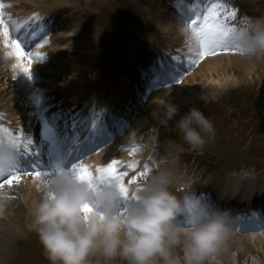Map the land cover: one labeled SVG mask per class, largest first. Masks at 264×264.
<instances>
[{
    "label": "clouds",
    "instance_id": "9594fccd",
    "mask_svg": "<svg viewBox=\"0 0 264 264\" xmlns=\"http://www.w3.org/2000/svg\"><path fill=\"white\" fill-rule=\"evenodd\" d=\"M230 40L241 56L264 57V16L241 17ZM163 107L165 124L180 113L171 98ZM176 127L193 149L203 148L215 131L212 120L196 106L180 115ZM16 163L11 146L0 148V171L8 172ZM174 182L167 168L153 171L125 207L115 178L92 187L70 172L54 173L37 186L40 194L30 208L47 259L52 264H110L117 257L127 264H203L224 242L228 216L205 202L189 212V197L179 198L171 190ZM7 199L0 195V215ZM181 215L195 217V223L177 225Z\"/></svg>",
    "mask_w": 264,
    "mask_h": 264
},
{
    "label": "bare ground",
    "instance_id": "6f19581e",
    "mask_svg": "<svg viewBox=\"0 0 264 264\" xmlns=\"http://www.w3.org/2000/svg\"><path fill=\"white\" fill-rule=\"evenodd\" d=\"M45 1V0H43ZM195 0H192V4L194 5ZM223 1V0H222ZM229 1V0H225ZM235 1V0H231ZM199 2H202V0H199ZM71 3V6L74 7L75 12H83L81 7V2L77 0H60L59 7L60 10L64 11L66 7H68V4ZM188 3V1H182L181 4L177 3L175 8L180 13L182 18L186 19V16L191 14L194 15V12L197 10L194 8V6ZM82 8V7H81ZM102 8V6H100ZM73 9V8H72ZM85 9V7H84ZM34 19L41 18L40 13H46L48 12L51 14V16L55 15V10L51 8L50 6H43L40 10L34 11ZM73 10V13L76 15V13ZM89 10H85L83 13H81V17L87 16V18H83L82 24L85 26L81 33H77V35H71L72 32H66L64 35L58 37V40H64L68 41L64 43L60 54L58 56V59L54 61L55 66L57 68V72L53 70V68L44 69L46 73L50 74L52 76V79H49L47 81V85L49 87L44 88L43 92V103H39L35 100V97L32 95V91L27 90V79L25 80V83L22 85V89H18L16 87V84L10 83L11 76L13 77L14 74L11 73V75L7 76L9 72H11L14 67H17L21 64L20 60L19 62H8L10 67L8 65L3 66V59H0V102L3 105V112L6 114L5 121L0 126V138L7 141L8 135L11 134L13 136H17L20 139H23L24 136H30L34 143L27 146L24 151H29L32 153L36 152L37 149H39V158L42 161L41 168L42 170H51V172L55 173V167L50 165V157H53V153L56 152V149H53L56 145L54 144V147L52 144L50 145V141L47 138V136L42 135V127H44V120H47L53 127L51 135L55 138H61V147L58 145L56 148L61 151V155L63 160L66 162L68 159H70L73 156V151H76L78 147H83L82 149H87L93 146V139H89V134L93 130V126H98L97 128V135H99L101 138H104L107 135H112L115 131L118 130V125H121V123L124 122L125 116L129 113V110H131L130 107H126L131 99H133L134 96H130L129 89L131 88L130 83V74L127 70L124 71L121 76L120 85L119 88L116 89L117 92L112 91L113 88L116 85L114 73L110 71L107 72L106 76L102 78V81L99 83V85L92 84L88 78L86 77L87 74L90 72L89 64L86 60H88L93 54L96 56H99V53H97L98 49V42L97 39H101L104 43V37L103 34H100V32H97L94 27V18L92 15H88ZM49 18V16H48ZM180 18H174L173 19V28L178 30L177 32L178 38H174L173 40L176 41L175 45L177 46L176 50L177 52L174 53L170 49V45H168V41L166 37H151L149 40H151L152 44L150 47H147V50L149 52V58L157 59L161 64L164 65L163 60H165L169 54H173L171 57L170 62L172 63L175 61L176 65L171 70H168L169 73H173L177 71L182 65H188L189 62H191V56L194 55V49L192 48L195 43V38L193 35L190 34V29L185 30L182 34H180V29H188L185 28L186 24H184V19ZM176 21V22H175ZM22 25H24V22H22ZM49 26V25H48ZM70 29V28H69ZM84 32H88V37L84 36ZM137 32V31H136ZM135 32V33H136ZM39 32L36 33L38 35ZM43 34L45 32L43 31ZM32 33L30 34V36ZM81 35H83V39L81 40ZM184 35V39L182 38ZM29 36V37H30ZM74 36V37H73ZM77 36V37H75ZM142 38V37H141ZM53 41V39H52ZM51 41V42H52ZM70 41V42H69ZM87 41L89 43V46L87 45ZM143 41H145L143 39ZM5 42V41H4ZM3 42V43H4ZM50 42V43H51ZM127 44V43H126ZM173 43H171L172 45ZM6 45V44H4ZM127 46H131L129 43ZM151 46L154 48H151ZM2 49L0 51L6 54L8 57L12 56L9 53H11L12 48ZM90 48V50H88ZM85 49V50H84ZM84 50V51H83ZM138 49H132L130 50V59H133L131 62L134 64V66H138L143 61L148 60L146 55H138L137 53ZM49 52L51 55L57 56L58 54V48L56 49L54 46H51L49 48ZM180 52L184 53L181 54ZM1 57V56H0ZM23 62L26 64L24 58ZM222 59V58H221ZM3 60V61H1ZM62 60V61H61ZM47 61V60H46ZM60 61V62H59ZM5 62V61H4ZM53 63V64H54ZM57 63V64H56ZM210 63L212 64L209 69L207 67L204 71H202L203 77L210 76V81L213 79L215 73H220V70H223L224 72L229 71L231 69H234V64L232 58L227 60V62L223 63L222 60H218L217 58H214L213 60H210ZM245 65L248 66V70L250 72H256L258 68H260L263 65L262 60L257 62L254 61H244ZM37 64L36 61H33L32 63ZM59 64V65H58ZM131 64V65H132ZM144 65V63H142ZM47 63L45 61L40 60L39 66H32L33 71L36 73H41L42 68L46 67ZM164 67V66H163ZM132 68V67H131ZM162 68V67H161ZM15 70V69H14ZM21 73L22 67H21ZM132 72V70L130 69ZM55 72V73H54ZM214 72V74H213ZM10 74V73H9ZM118 74V72H116ZM115 74V75H116ZM165 74L163 71L162 75ZM161 75V76H162ZM96 76V75H95ZM55 77V78H54ZM57 77V78H56ZM197 77L194 76L191 79L185 81L183 84H181V92H188L190 90H193L196 86ZM204 79V78H203ZM157 78H154L152 80L155 82ZM89 82V89L84 91V87L87 86L84 85V82ZM24 92L26 94V97H24ZM180 91L178 92L181 93ZM155 93V92H154ZM152 93V94H154ZM151 94V93H150ZM151 94V95H152ZM187 94V93H186ZM162 100L157 102L158 108L160 105H162V109H158L160 111L159 115L164 114V101L166 99H172L171 96H161ZM198 97H192V101H197ZM109 101H114L117 103V107L115 110H111L108 108V111L106 113L100 112V107H104L103 104L108 106L110 104ZM194 103V102H193ZM39 104V105H38ZM180 109L186 107L183 102L180 104ZM145 106V105H143ZM158 111V112H159ZM75 113V115H73ZM155 117L154 113L151 114V121H154L152 118ZM73 123H75L77 127V134L73 135ZM137 127L135 130H131L132 133L138 134L139 136L140 130L137 123ZM143 130V128H142ZM41 132V133H40ZM64 132L63 137H61V133ZM83 132L84 135H80L79 133ZM23 134V135H22ZM44 134V133H43ZM115 138V137H114ZM136 137H132L131 135L129 138L123 139L121 143H123V148L120 150L122 153V156H115L114 152L118 151L117 147L111 146V149L109 152H105L104 154H98L97 156L93 155L92 157H88L82 161H79L89 167V169L96 173V170L100 167H104L108 161L110 160H117L119 162V170L122 172V165L126 164L123 160H118L117 158L122 157L124 160H131L133 161L136 158V144L134 145L136 149H132L129 151V148L134 143V140ZM68 140H71V143L69 144V147H66V143ZM52 142V141H51ZM136 142V141H135ZM65 148V149H64ZM139 148V147H138ZM33 149V150H31ZM131 149V148H130ZM68 150V152H67ZM78 151H82L80 148ZM141 151V150H140ZM124 153V154H123ZM31 157V155H29ZM171 155H164L162 157L165 167L169 170L170 164H171ZM140 164H142V161ZM160 163V162H159ZM128 164V163H127ZM163 163L159 164L158 168H161ZM140 167V166H139ZM124 169V168H123ZM132 169V172L126 171L127 175L123 177L125 184L130 186L137 185L136 182L138 179H134L136 175H133L134 173L137 174V166H134ZM125 171V170H124ZM172 175L174 176L175 180L179 181V175L177 173V167H173L169 170ZM240 176H233V175H226L223 178H220L219 180L214 181H206L205 189L209 187V183L215 188L216 190H220L221 192H228L232 188V184L241 183V181H245V177ZM50 176H46L44 179L47 180V178ZM200 177H202V174H200ZM203 178V177H202ZM19 181L22 184V186H25L20 193L16 196V191H13V194L16 198H19V203L17 205V208L20 209L22 205H20V202L23 201L24 207L26 209V215L30 216L29 221H27V224L24 220L21 222L14 221L11 217L14 213V211L10 210L9 213L7 211H4L3 215H0V230L2 231V234H0V264H3L5 262L9 255H12L16 249V240L19 237H24L26 233V228H30L29 226L32 224V216L30 213L31 208V202L34 199L38 198V194H40V191L38 189V185H43L44 181H42L40 178L34 176V175H22L19 177ZM135 181V182H133ZM243 185H241L242 188ZM261 187V190L264 191V184L256 180L255 182H250L247 187V192L251 188ZM27 188L26 194H23L24 189ZM129 191H131L129 189ZM239 188L235 189L236 195L240 196L241 191L239 192ZM247 195L251 196L250 193H247ZM248 199L249 197H245ZM264 198V195L263 197ZM260 201V200H259ZM16 204V203H15ZM13 205V204H12ZM257 206L260 207V204ZM22 211V210H20ZM227 234L224 242L222 243L219 251L212 254L208 258H211L210 264H220L217 263V260L219 258H225L228 256L230 251L236 248L237 250V258L236 262L233 260H228L229 264H241L240 259L243 258V256L250 252V251H256L259 256L262 258L261 253H264V237L260 236H250V237H240ZM242 252H246L245 254H242ZM215 258V259H214ZM226 261V259H224ZM240 261V262H239ZM234 262V263H233ZM245 262L247 264H254L253 262L250 263L249 259H245Z\"/></svg>",
    "mask_w": 264,
    "mask_h": 264
},
{
    "label": "rangeland",
    "instance_id": "374dc122",
    "mask_svg": "<svg viewBox=\"0 0 264 264\" xmlns=\"http://www.w3.org/2000/svg\"><path fill=\"white\" fill-rule=\"evenodd\" d=\"M77 1L81 2V7L86 6V8L92 9L95 21L94 25L97 30L105 35L104 43L101 39L97 41L99 43L97 49L99 56L93 54L88 60H86L89 64L91 75V77L88 78L92 80V76L96 75V85L103 77L106 76L107 72L110 71L111 74V72L116 73L118 71L119 64L116 63L114 59H112V56L108 53H117L122 58L127 53L126 47L122 45L123 42H114L117 36H119L121 40L125 38L128 41H132L137 46H140L141 44V41L138 38L134 37V35H130L127 31L122 34V25L124 26V21H127L130 16V18L136 21L138 26L130 27V24L128 23V25H126L127 27H125L127 30H137L138 32L140 31V33L153 34L156 37L163 36L168 40L174 39L177 35L173 33V19L177 16H175V12H171L172 10L168 4H163L165 0H162L163 3H161L160 0H157L151 4L142 5V8L140 10L137 9V11L130 9V7H132L130 0H103L104 4L101 3L102 8H100L99 0ZM196 4L199 6V3L196 2ZM241 5L249 10L258 9L260 13H264V0H242ZM234 9H236V6ZM63 13L64 12H61V14ZM67 14H72V12L68 10ZM121 18H123V21ZM117 24H119V26ZM120 28L121 30H118ZM185 30L186 29H184V31ZM60 34H62V31H60L56 37ZM63 45V40L53 44V46L58 48V50L62 49ZM88 50H90V48H88ZM241 57L244 58L243 56ZM241 57L233 59L235 62L234 69L226 72L220 70V73L215 74L213 72L214 77L211 81L210 76L208 75L203 77L202 72H200L199 75H196V86L193 90H197L196 94L198 93L200 96V106L199 102L196 104L198 100L196 102L192 101V97H195L196 95L194 94L195 91L190 90L188 92H181L180 87H172L166 91L157 90L145 103H142L140 107L137 108L138 113L134 117L133 122H137L138 120L140 128L141 126L147 124L144 129H147L145 132L149 134L151 139L155 138L156 140L157 138L159 141L163 140V143H170V145H174L178 151L177 157L179 163L180 165L182 164V166L183 164H197L202 170V167H205L206 169L207 166H214L216 169L225 170L227 163H229L230 168H237L244 167L246 165L245 163L253 162L252 157L259 156V151L262 150L260 144H254L253 146L252 142L258 131H263L261 133H264V84L262 85L264 80L256 79L254 77L256 74L253 75L254 73L247 69L248 66L240 62L242 61ZM11 58L12 57L10 56L9 60H11ZM5 59L6 58L4 57L3 60ZM56 59H58V57L54 55L50 58L51 61ZM53 63L54 62H48V65L44 68H53V70L57 72L58 69L55 70L57 66ZM206 67L209 69V66ZM18 69L13 71L14 76L11 77L10 83H14L18 89H22V85L25 83L23 75L25 78L26 75L22 74ZM257 74L263 75L261 72H257ZM6 75L9 76L10 74L8 73ZM40 75L42 79L40 77L38 81L40 85V93L38 95H41L42 90L47 84V79H50L53 76L49 73L47 74L45 70ZM227 77L235 80L236 83L228 85L226 83ZM214 80L221 81V89L217 91L213 88L214 92L211 93V91H209V95H206V91L204 92V90L207 89V84H212ZM140 83L141 82H139V84ZM28 90L29 87H27V91ZM179 91L181 93L178 94ZM202 93H204L205 96L202 97ZM164 95L171 96L173 102L177 104L183 102L186 106L180 109V113H178L173 120L168 121L167 124L164 123V119L166 118L165 115H159V110L162 109V105L159 106L160 109L158 108L159 104L157 105V102L162 100L160 97ZM144 98L145 97H143L142 100ZM143 104L145 106H143ZM191 105H198L201 109H203L206 113L205 115L208 116L214 124V136L208 139L207 143L202 148L203 150L193 149L183 139L182 133L176 127V120L179 119L180 115L187 112ZM204 106L209 107V110L206 111V107ZM1 111L2 106H0V115L2 114ZM153 113L155 117L153 116L152 119L154 121H151L150 118ZM245 113H249L248 118L242 117ZM158 116H160V118H157ZM241 117L245 121V124L248 122L246 129H242L241 125L238 123ZM133 128H135V124L130 127V129ZM254 130L257 132L256 134H253ZM153 132H156V135H154L155 133ZM250 149L251 151L249 152ZM246 151H248V155L245 153ZM185 161L187 163H185ZM182 174L183 173H181V175ZM17 218H21V215H17ZM33 236H36V238H33ZM242 254H244V252H242ZM256 258L257 254L252 252L245 254L240 261L241 264H247L245 259H249L250 263L253 262L254 264H260V261L256 260ZM225 259L226 261L224 262L221 258H219V261L217 262L229 264V259L236 262V260H238L236 248L233 249L228 256L225 257ZM204 263L205 260L203 261V264ZM7 264H52V262L47 259L38 234L35 230H33L32 232H28L25 237L18 239V247L12 255H9ZM110 264L127 263L121 258L116 260V262L112 260ZM206 264H209V262L207 261Z\"/></svg>",
    "mask_w": 264,
    "mask_h": 264
},
{
    "label": "snow or ice",
    "instance_id": "6c2138e0",
    "mask_svg": "<svg viewBox=\"0 0 264 264\" xmlns=\"http://www.w3.org/2000/svg\"><path fill=\"white\" fill-rule=\"evenodd\" d=\"M3 5H0L2 8ZM227 5L222 2V0H211L209 6L206 8L203 14H194L192 17L188 18L187 23L190 27V30L195 38V41L198 45L197 54L191 58V62H195V60L203 59L204 56L209 54H216L219 50H234L240 51L239 46H235L232 44L230 40V34L235 26V24L227 23V18L229 16L235 17L237 11L232 9L231 11H226ZM2 14H0V24H4ZM21 31L20 28L16 29V32L19 33ZM5 44L13 49V52L9 53L10 55H15L18 59L21 60V64L18 65L22 67V71L29 78L31 77V59L32 57L28 55V62L25 64L23 59L26 56L25 53V42L21 39L19 35L12 37L9 35V30L7 27L4 29ZM9 40L11 43L9 44ZM36 59L43 60L44 56L42 54H38ZM180 80H175V83H179ZM75 115V113H73ZM98 126H93V130L89 134V139H93V147L89 149L99 150V147L104 143L111 141V135H107L104 138H101L97 135ZM77 127L75 123H73L72 134H77ZM48 133H52L51 129L48 130ZM80 135H84L83 132L79 133ZM23 135V134H22ZM64 132L61 133V137H63ZM55 135H48V139L52 141V143H56L58 140L54 138ZM34 143L33 139L30 136H24L23 139H20L17 136H13L11 134L8 135L7 141L0 138V148L5 145L11 146L14 150V153L17 157V163L15 166L8 172L0 171V189L5 187V184L11 185L15 179L19 178V175L23 172H27L30 169H36L32 171L31 174L40 178L42 181H46L44 178L46 176H51L53 173L51 170H41L42 161L39 158V149L36 152L32 153L31 156L35 157L33 160L31 157L27 155V152L22 150L26 149L28 145ZM135 149V146H134ZM135 162L129 164V167H133ZM119 162L117 160H112L109 164L104 167H100L96 170V173H93L89 167L79 161L71 163L69 166L65 167V161L63 159L58 160L55 163V173L60 172H70L76 178L81 181L87 182L90 186L96 187L99 184L104 183L105 181L111 182L113 178L117 179L120 184V188L122 191V196L124 197V205L125 207L129 203L130 199H135V193L130 195L129 187L125 184L123 177L127 175L124 172L119 170ZM143 175V174H142ZM135 182V181H133ZM143 185H137V191L141 189ZM207 197L205 196V199ZM199 200H194L189 198L187 201V208L189 212H191L196 206H198ZM90 207L89 205H85V209ZM124 209H122L123 211ZM182 225L181 226H190L195 223V217L191 220L181 217Z\"/></svg>",
    "mask_w": 264,
    "mask_h": 264
}]
</instances>
